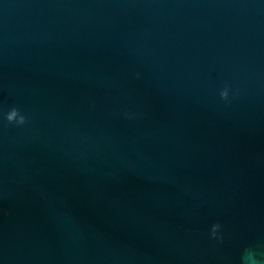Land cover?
Wrapping results in <instances>:
<instances>
[{
  "label": "water",
  "instance_id": "1",
  "mask_svg": "<svg viewBox=\"0 0 264 264\" xmlns=\"http://www.w3.org/2000/svg\"><path fill=\"white\" fill-rule=\"evenodd\" d=\"M248 250L264 264V0H0V264Z\"/></svg>",
  "mask_w": 264,
  "mask_h": 264
},
{
  "label": "clouds",
  "instance_id": "2",
  "mask_svg": "<svg viewBox=\"0 0 264 264\" xmlns=\"http://www.w3.org/2000/svg\"><path fill=\"white\" fill-rule=\"evenodd\" d=\"M220 98L222 100H227L228 99V90L225 89L220 92ZM6 120L9 124L15 123L17 126H22L26 122V118L24 115H21L19 111L15 108L11 109L7 115H6ZM220 228L219 224L213 225L211 228V233L210 236L212 238H217L216 234L218 229ZM245 264H260V262L257 260L256 253L252 250H248L246 252V255L244 257Z\"/></svg>",
  "mask_w": 264,
  "mask_h": 264
}]
</instances>
